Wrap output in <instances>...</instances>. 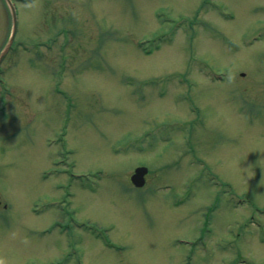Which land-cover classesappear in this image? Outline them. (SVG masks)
Instances as JSON below:
<instances>
[{"label": "rangeland", "instance_id": "rangeland-1", "mask_svg": "<svg viewBox=\"0 0 264 264\" xmlns=\"http://www.w3.org/2000/svg\"><path fill=\"white\" fill-rule=\"evenodd\" d=\"M16 8L0 264H264V0Z\"/></svg>", "mask_w": 264, "mask_h": 264}, {"label": "water", "instance_id": "water-1", "mask_svg": "<svg viewBox=\"0 0 264 264\" xmlns=\"http://www.w3.org/2000/svg\"><path fill=\"white\" fill-rule=\"evenodd\" d=\"M10 7H11V11H12V16H13V27H12V32H11V36L9 38L8 43L6 44V46L4 47L3 51L0 54V59L4 56V54L8 51L9 47L11 46L12 42H13V38L15 36L16 33V28H17V17H16V10L15 7L12 3L11 0H7ZM147 172V168L146 167H138L136 168L135 173L132 175V181L136 184V185H143L145 183V174Z\"/></svg>", "mask_w": 264, "mask_h": 264}]
</instances>
